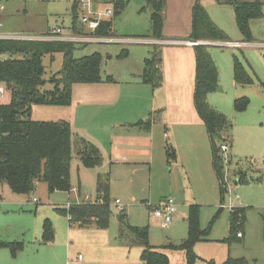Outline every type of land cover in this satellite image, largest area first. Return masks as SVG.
<instances>
[{"label":"crops","instance_id":"0c3cea01","mask_svg":"<svg viewBox=\"0 0 264 264\" xmlns=\"http://www.w3.org/2000/svg\"><path fill=\"white\" fill-rule=\"evenodd\" d=\"M105 1L92 0L95 11L96 2L106 3ZM164 1V19L160 38L150 35V14H147L148 19L146 23H148L149 29L146 34L138 38L125 39V41L130 42V45L126 49L125 56L121 58L124 62L121 67L110 70L109 74H106L104 77L102 76V81L99 83H79L73 85L71 103L66 106H56L60 108L68 107L69 110H72V119H64V121L69 123L73 139L81 137L90 141L96 145L101 154V163L96 167H84L80 163L83 169H80L81 175H77V186H70L69 190L62 192H67L68 194L71 191L77 192L74 194L76 198L77 196L80 198V201L75 204L97 200V177L107 174L110 206L111 195L116 194L114 189H120L122 199H130L134 188L128 183H138V174L142 175L141 179H143L147 171L151 174L150 180H152V176L157 172V167L160 165L164 167V163H166L168 166H172L171 170L173 169V173H175V177L177 178H175V181L180 180L183 183L181 195H177L174 192L173 197H168L172 198L177 206L176 213L171 222L180 218L184 219L187 224L188 208L190 205H196V203H193L195 199L191 193L192 185L199 184L212 187L215 186V183H219L212 166L213 150L210 139L205 124L197 114L193 103L195 82L194 45L196 44L189 43L191 41L192 8L197 1H200L205 8L220 4H216L215 1V3H212L209 0L206 3L203 0ZM2 11H4V7L0 5V12ZM60 29L62 39L74 36L72 23L70 29L68 27L66 30L67 32L61 27ZM20 36L26 38L33 35L29 32L13 34L0 31V38L3 39L35 40L18 38ZM116 40L115 38L114 41ZM104 42L110 41H93V43ZM205 42L211 45L218 41L209 39L197 40V44H204ZM221 42L230 46H240L244 43V41L231 40ZM155 44L160 45L161 51L162 79L160 85L157 87H153L149 82L141 80L144 61L149 57L151 48ZM99 54L101 55V53ZM131 61H133L132 67L129 66ZM106 77H110L111 80H107ZM232 83L235 84L233 81V68ZM75 92L78 93L76 97ZM7 93L5 90V99ZM2 101L0 99V104L3 103ZM247 107L242 110L243 112L239 111L245 116L241 132H232V134L229 132L230 137L226 135L219 144L220 146L224 143L228 146L229 158L226 162L223 160V167L225 164L224 185L227 184L225 176L227 179L228 177L235 178L234 185L236 187L234 189L236 190V194L232 200L233 203L230 199L228 203L232 205V209L245 208L242 235L239 241L227 243L228 247L233 243H243L246 211L251 207L250 205L256 203L258 199L261 203H264V162L262 161V157L264 156V112L262 107L258 106L256 110L257 116L247 117L245 115ZM224 111L228 113V110ZM231 127L233 128L232 122L227 130V134L228 131H232ZM170 149H172V153L174 154L172 157H168V150ZM76 158L78 157L76 156ZM37 183H35V186ZM69 183H71V174L69 175ZM113 183L122 184H120V187H115L116 184ZM124 183L127 184L124 185ZM4 186L6 185H0V197L4 192ZM224 191L226 190L224 189ZM48 192L51 193L49 190ZM166 198L163 197L162 200ZM116 199L120 200L123 205V210L119 212L118 220H120V217L124 218L122 219L124 222H121L124 228L118 226L117 234H115L112 230H108V226L106 228L84 226L87 228H97L93 230V237L90 239L92 242H86L84 255L78 253L77 256H74V260L68 258L69 260H66V264H144L140 258L142 248L139 245L130 243L132 235L127 228V225L135 227L143 226L129 224L126 214H122L125 211V206L128 204H124L118 197H113L112 202L114 203ZM32 201L34 202L36 199L32 198ZM71 205L74 204H70L67 201L64 205L65 208L56 209L62 215L67 216L68 214L66 215L64 210ZM221 209L223 208L218 210ZM260 209L264 210V208ZM159 223L162 227L166 226L162 225L160 221ZM68 225H73L69 219ZM144 226L148 230V225ZM84 227L82 228L84 229ZM51 230L52 237L46 242L42 241L41 232L39 244H49L54 240L53 228ZM148 241L150 243L149 232ZM7 242H20L23 244L22 241ZM71 243L73 244V242ZM150 245L152 244L150 243ZM152 246L157 250L160 247ZM161 247L165 249V251L160 252L167 256L168 264H185L184 253H174L169 247ZM22 250L23 247L16 251L15 254H18ZM69 250V245L65 242L63 257H65V253L67 254V251L68 256H72ZM48 255L52 259V264L65 263V258H62V250L56 251L53 249L48 252ZM79 256L81 257L79 258ZM4 258L7 257L4 256ZM10 263L12 262L10 261ZM25 264L39 263L28 261ZM197 264H200V260ZM250 264L255 263L252 262Z\"/></svg>","mask_w":264,"mask_h":264},{"label":"rangeland","instance_id":"374dc122","mask_svg":"<svg viewBox=\"0 0 264 264\" xmlns=\"http://www.w3.org/2000/svg\"><path fill=\"white\" fill-rule=\"evenodd\" d=\"M215 3V0H209ZM215 1V2H214ZM243 2H259L260 15L251 19L249 22L250 40L245 41L243 34L238 29L234 8L232 5L226 6L214 5L205 8L212 22L226 35L231 41H244L240 46H230L222 43L221 40L211 44L205 42L211 60L215 64L217 71V88L206 96L207 102L226 116L232 122V131L223 132V137H228L229 132L240 133L243 119L242 112H235L232 104L235 99H248L246 116H257L258 106L262 107L264 112V0H240ZM74 0H0V5L4 11L0 12V22L2 32L16 34L18 32H29L33 36L41 37L48 29L61 27L66 31L73 21L72 5ZM106 3L96 2V12L102 13L107 7L113 11L114 2H123L124 8L119 14H112L109 17L100 16V19H111L113 37H99L92 33L93 31L84 26V34H74L73 37H79L72 40L76 43V49L73 52L74 57L88 55L93 52H99L102 56L100 72L101 76L109 74L114 68H119L124 63L122 61V52H125L130 42L125 41L130 38H138L146 34L149 29L147 22L148 15L151 14V6L145 0H106ZM200 2V1H199ZM203 2H208L203 0ZM106 4V5H105ZM201 5H203L200 2ZM81 9H76V25H84L80 21ZM218 22V23H217ZM67 32V31H66ZM73 34V33H72ZM117 39L114 41V39ZM110 41L104 43H93L97 41ZM247 42V43H246ZM129 48V47H128ZM237 57L242 63L249 76L253 79L250 85H235L232 83L233 58ZM6 57V55H5ZM44 65V78L48 79L50 75L58 71L62 64V53L53 55L47 54L42 57ZM133 66V61L129 64ZM44 88L49 89L51 85L46 83ZM220 88V89H219ZM0 98L2 102L9 99ZM78 93L75 92V97ZM88 98V97H85ZM224 110H228L226 113ZM31 118L37 121H60L71 120V111L68 107L60 108L53 105L32 104ZM61 109V110H60ZM264 115V113H263ZM59 119V120H58ZM231 130V129H230ZM230 137V135H229ZM222 140L216 139V146ZM171 165H173L171 163ZM172 166L164 163L157 167V172L152 176L147 171L145 178L141 179L138 174V183H128L132 185L134 191L129 198L122 199V193L119 188L114 189L116 194H112L110 203V217L108 230L117 234L118 226L124 225L118 220L119 211L114 205L113 197L120 198L125 206V211L129 224L144 226L148 225L149 240L152 245L160 246L159 251H165L170 248L174 253H184L180 248H173L180 245L186 238L187 224L184 219H176L170 224L162 227L159 221L151 215V209L158 205L163 197H173L174 192L181 195V181H175V173ZM80 165L72 144V159L70 162L71 183L70 186H77V175L80 174ZM223 175L225 164L223 167ZM132 174V173H131ZM177 179V178H176ZM235 178L225 176L226 185L223 188L226 191L221 193L219 183L210 187L199 184L192 185V196L198 206L199 226L203 231L202 238L193 244V253L200 257V264H209V261L215 263L223 262L228 257H243L249 263L264 264V203L259 199L251 204L246 211L245 237L243 243H233L227 246L225 238L228 236V215L229 209H220L221 202L228 204L232 201L236 190L234 189ZM116 184L120 187L122 183ZM127 183H124L126 185ZM222 188V189H223ZM83 190V189H82ZM229 190V192H227ZM77 192L71 193L62 191L48 192L47 185L44 182H38L35 188L27 195L17 194L4 186V192L0 197V242L22 241L23 250L18 254H12L11 251L0 246V264H25L28 261L39 264H52L48 252L51 250H62V258L74 260L78 253L85 254L86 242L91 241L93 230L97 228L84 229L76 223L68 225V218L57 211L56 208H65V203L75 204L80 198L75 196ZM231 193V194H230ZM126 195V194H125ZM230 196V198H229ZM238 197V192H237ZM35 198L36 201H32ZM82 200V199H81ZM236 200V198H235ZM234 200V201H235ZM233 203V201H232ZM124 216V217H126ZM44 220L50 222L54 231V240L51 243H40L42 224ZM184 238V239H183ZM183 239V240H182ZM67 243L72 256L63 254V246ZM70 242H73V244ZM92 242V241H91ZM94 243V242H93ZM176 243V244H175ZM71 245V246H70ZM100 248V247H99ZM101 249V248H100ZM7 258H4V256ZM174 260V259H173ZM10 261L12 263H10Z\"/></svg>","mask_w":264,"mask_h":264},{"label":"trees","instance_id":"16d2710c","mask_svg":"<svg viewBox=\"0 0 264 264\" xmlns=\"http://www.w3.org/2000/svg\"><path fill=\"white\" fill-rule=\"evenodd\" d=\"M151 6L150 35L161 37L163 24L164 0H145ZM220 4H229L234 8L235 21L245 41L250 40L249 22L260 15L259 2L240 0H215ZM80 8L78 0L72 6V31L84 34L85 25H76V9ZM124 8L123 2L113 3V14H119ZM83 24V23H82ZM86 27V26H85ZM99 37H113L111 19H100L98 25L91 29ZM190 39L227 41L226 35L212 22L205 8L197 1L192 8V28ZM76 43L71 40H17L0 38V86L9 94V99L0 104V185H6L17 194H29L37 182H44L49 191H67L70 188V162L72 144L76 156L84 167H96L101 163L99 149L84 138L73 139L67 121H37L30 116L31 105L45 104L66 106L71 103L72 87L79 83H99L102 57L98 52L74 57ZM62 53V64L58 71L44 78V55ZM126 51L121 55L125 56ZM195 82L193 103L197 114L203 120L212 146V166L217 176L221 193L224 191L223 159L215 140H223L231 121L221 112L210 106L206 96L217 88V71L210 58L207 46L194 45ZM6 55V57H5ZM111 80L110 77H106ZM161 51L160 45L151 48L149 57L144 61L141 80L153 87L160 85ZM233 81L235 84L248 85L253 79L237 57L233 58ZM49 83L51 88H44ZM248 99L233 101L235 112L244 110ZM172 149L168 157H172ZM108 175L97 177L98 198L69 206L64 213L70 215V222L79 226L106 228L110 217L108 200ZM223 190V191H222ZM245 208L230 210L229 233L225 241L230 244L239 241L237 232L242 231ZM124 219V218H119ZM198 206L190 205L187 213V235L180 245L185 252V264H197L200 258L193 253V244L201 239L203 231L199 226ZM43 242L52 237L51 225L44 220L42 226ZM131 232V244L141 246L140 258L144 264H168L167 256L150 245L146 226L127 225ZM12 254L20 250V242H0ZM209 264H250L245 258L227 257L222 263L209 261Z\"/></svg>","mask_w":264,"mask_h":264},{"label":"built area","instance_id":"2783aa9c","mask_svg":"<svg viewBox=\"0 0 264 264\" xmlns=\"http://www.w3.org/2000/svg\"><path fill=\"white\" fill-rule=\"evenodd\" d=\"M79 7L81 9V16L80 21L89 29L95 28L100 20V16L109 17L112 15V9L107 8L102 13H97L95 10L92 9L93 4L92 0H78ZM61 29L60 27L52 28L48 30L44 35L41 37H18L22 39H35V40H75L79 37H69L62 39L60 36ZM190 44H197V41H189ZM5 97V89L0 86V98ZM219 151L222 155L223 160L226 162L229 158L228 155V146L224 143H222L219 146ZM262 161L264 162V156L262 157ZM114 204L116 205L119 212L123 210V205L121 204L120 200L116 199L114 201ZM220 208H228L229 210H232L231 204H224L221 202ZM177 206L172 198H166L162 200L158 205L154 206L151 209V214L153 217L157 218L162 225H166L167 223L171 222L173 219L174 214L176 213ZM68 219L70 220L71 216L67 215ZM237 237H241V232H237ZM81 256H79L80 258Z\"/></svg>","mask_w":264,"mask_h":264},{"label":"water","instance_id":"95a60500","mask_svg":"<svg viewBox=\"0 0 264 264\" xmlns=\"http://www.w3.org/2000/svg\"><path fill=\"white\" fill-rule=\"evenodd\" d=\"M92 9L95 10V7L93 6ZM219 89H220V88H219Z\"/></svg>","mask_w":264,"mask_h":264}]
</instances>
